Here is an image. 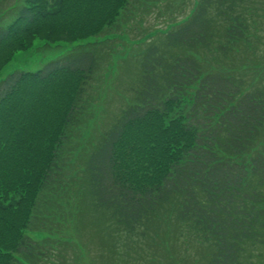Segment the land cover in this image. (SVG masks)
<instances>
[{
  "label": "trees",
  "instance_id": "16d2710c",
  "mask_svg": "<svg viewBox=\"0 0 264 264\" xmlns=\"http://www.w3.org/2000/svg\"><path fill=\"white\" fill-rule=\"evenodd\" d=\"M131 2L24 0L0 27V71L35 39L99 37ZM262 33L264 0H197L138 54L132 98L77 158L73 184L63 181L69 143L112 42L1 82L0 264H68L78 252L93 264H143L140 243L166 253V240L157 242L165 224L200 244L181 264H247L248 246H264ZM57 188L71 193L75 215L59 238L55 211L38 214ZM88 216H97L92 229Z\"/></svg>",
  "mask_w": 264,
  "mask_h": 264
},
{
  "label": "rangeland",
  "instance_id": "374dc122",
  "mask_svg": "<svg viewBox=\"0 0 264 264\" xmlns=\"http://www.w3.org/2000/svg\"><path fill=\"white\" fill-rule=\"evenodd\" d=\"M196 1L132 0L127 10L119 16L116 24L105 30L99 37L71 43H48L41 39H35L29 49L16 52L0 71L1 84L12 74L37 72L49 63L80 50L88 43L106 39L112 42L107 45L111 48L110 51H113L112 56L101 66L86 95L88 98L86 100L90 105L87 119L81 124L76 134L74 132L73 139L69 143V156H72L73 159L70 161V167L68 168V165L65 167L64 182L73 184V176L76 175L73 170L80 165L77 158L89 150L98 135L109 126L111 120L131 100L130 89L134 88L138 78V54L146 49L148 43H150V38L151 40L160 39L161 32L163 33L187 19L195 8ZM23 2L24 0L0 1V27L7 26L15 19L19 8L23 6ZM262 35L264 34L262 33ZM263 46V44L260 45L261 51H264ZM251 61L250 59L249 64ZM256 63L260 64V61H256ZM262 75H264V70ZM66 150L68 149L66 148ZM62 190L65 191V189ZM61 193V190L57 188L53 195L45 194L44 197L51 200V202L45 203L48 204L47 208H41L42 206H40L38 212L39 215L44 216L55 211L53 227L58 231V234H55L56 238L70 235L68 230L69 228L72 230L75 218L74 201L71 198V193L68 192L63 196H61ZM53 201L56 202V205L52 204ZM96 217L88 216V220L85 222L88 225L90 224L91 229L94 227ZM159 232L160 238L157 242L161 244L167 242L165 246L166 253L158 252L155 254L151 244L140 243L136 247V252L143 264H147L151 259L155 264H160L166 256H171V259L175 260L174 264H181L182 261H185L183 259L191 261L192 258L187 255H192L193 250L200 248V244L187 232L176 231L172 225H163ZM174 233H178L175 239H167L168 235ZM44 235L41 232L39 235L29 233V236L33 239H39ZM164 239L166 241L161 242ZM248 248L246 253L247 264H264V246L253 245L248 246ZM78 254L77 259H75V255L74 257L71 255V262H68V264H93L91 261L92 255H87L85 252H78ZM135 257L137 256L135 255ZM136 261L138 260L136 259ZM96 262L102 264L100 259Z\"/></svg>",
  "mask_w": 264,
  "mask_h": 264
}]
</instances>
